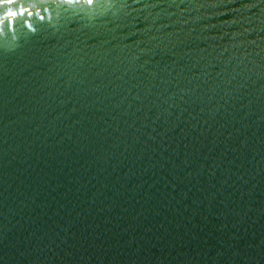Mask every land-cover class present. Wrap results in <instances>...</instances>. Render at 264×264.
I'll list each match as a JSON object with an SVG mask.
<instances>
[{"label": "water", "instance_id": "95a60500", "mask_svg": "<svg viewBox=\"0 0 264 264\" xmlns=\"http://www.w3.org/2000/svg\"><path fill=\"white\" fill-rule=\"evenodd\" d=\"M0 24V264H264V0H15Z\"/></svg>", "mask_w": 264, "mask_h": 264}, {"label": "snow or ice", "instance_id": "6c2138e0", "mask_svg": "<svg viewBox=\"0 0 264 264\" xmlns=\"http://www.w3.org/2000/svg\"><path fill=\"white\" fill-rule=\"evenodd\" d=\"M14 2L15 0H0V4H12ZM24 11L25 9H23L22 7L19 9V11H12V10L6 11L3 17H0V24H3L5 20L16 17L17 15H23Z\"/></svg>", "mask_w": 264, "mask_h": 264}]
</instances>
